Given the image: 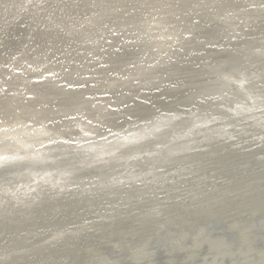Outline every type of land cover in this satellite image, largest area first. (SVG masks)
<instances>
[{"label": "clouds", "instance_id": "clouds-1", "mask_svg": "<svg viewBox=\"0 0 264 264\" xmlns=\"http://www.w3.org/2000/svg\"><path fill=\"white\" fill-rule=\"evenodd\" d=\"M203 28H214L217 37L204 39L198 35ZM16 29L28 30L27 42L0 64V69L11 65L13 73L23 70L10 85L22 81L23 88L0 111V170L7 171L0 202L6 206H27L16 194L32 170L80 171L81 162L93 169L90 153L97 148L109 161L130 162L120 164L119 174L96 175L99 193L126 196L125 190L136 188L160 198L186 190V182L199 176L190 159L213 145L264 147V0H0V47ZM37 32L51 38L36 43ZM124 50L133 56L114 67L109 53ZM192 57L201 59L191 108L156 107L140 118L127 115L119 126L107 122L111 112L134 108L136 101L149 104L144 97L183 85L174 79V66ZM30 74L65 91H96L85 96L90 105L82 104L75 115L61 113L38 96ZM9 95L0 86V96ZM130 96L133 101L125 103ZM74 127L81 133L75 139L85 141L77 149L71 139H60ZM45 141L53 147L46 148ZM41 154L44 161L36 158ZM257 159L264 160V153ZM104 219L100 214L51 240L92 231ZM17 254L0 253V264Z\"/></svg>", "mask_w": 264, "mask_h": 264}, {"label": "bare ground", "instance_id": "bare-ground-1", "mask_svg": "<svg viewBox=\"0 0 264 264\" xmlns=\"http://www.w3.org/2000/svg\"><path fill=\"white\" fill-rule=\"evenodd\" d=\"M198 35L212 41L217 32L214 28H203ZM27 36L26 29L9 32L0 47V64L7 63V57L27 42ZM35 38L36 43L46 44L51 35L37 32ZM132 56L127 50L109 53L114 67ZM200 59L192 57L187 63L174 66V79L184 81L183 85L144 97L149 104L136 101L134 108L111 112L107 122L119 126L127 115L140 118L156 107L191 108L200 79L196 67ZM11 68L9 65L0 69V86L10 94L0 96V111L9 106L17 87L23 88L22 81L17 87L10 86L23 71L17 69L13 73ZM28 79L38 83L34 89L42 101L61 113H73L82 104L90 105L85 96L96 91L91 88L65 91L51 81L43 82L37 74H30ZM5 80L8 83H3ZM133 99L134 96L126 97L124 102ZM37 102L40 101L33 103ZM52 127L49 125V129ZM69 131L70 135H60L61 141L71 139L73 149L85 144L75 139L81 134L79 128ZM45 147L53 146L45 141ZM261 153L264 147L213 145L210 151L190 159L199 176L186 182V190L172 191L160 198L143 195L136 188L125 190L126 196L123 192L111 197L99 193L93 186L96 175L119 174L120 164L127 167L130 163L109 161L99 148L90 153L93 169L81 162L80 171L69 167L32 170L31 178L21 179L23 188L16 194L27 206L13 208L0 202V253H18L7 264H261L264 160L257 159ZM36 158L45 160L42 154ZM47 159L51 161L54 157ZM102 161L108 162L107 168H95L104 166ZM140 167L143 169L145 165ZM6 176L7 171L0 170V183ZM100 214L105 219L96 223L94 230L68 235L60 241L51 240L54 234L75 229L85 220H97Z\"/></svg>", "mask_w": 264, "mask_h": 264}]
</instances>
